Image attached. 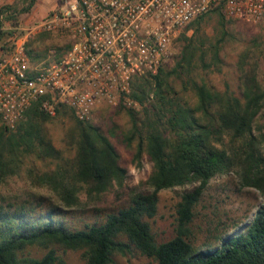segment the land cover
<instances>
[{
  "label": "trees",
  "instance_id": "1",
  "mask_svg": "<svg viewBox=\"0 0 264 264\" xmlns=\"http://www.w3.org/2000/svg\"><path fill=\"white\" fill-rule=\"evenodd\" d=\"M34 2L30 0L25 11ZM210 12L221 19L217 38L194 44L192 36L181 34L187 43L173 69L161 66L155 74L135 75L129 97L137 107L119 106L130 119L124 135L126 146L136 142L135 159L145 152L153 164L148 178L151 191L132 192L126 207L107 214L101 223L82 228L54 221L51 215L33 218L0 212V264H58L54 248L41 257L26 253L30 247L51 244L81 250L85 264H111L115 253L125 255L134 249L157 264H264V203L244 230L220 238L219 245L195 249L185 237L195 205L216 176L236 174L241 186L257 189L264 201V75L257 71V59L264 60V50L256 39L241 50L239 96L227 83L218 90L202 77L195 78L197 61L206 71L221 63L220 43L230 35L225 23L228 18L220 8ZM207 13L188 25L198 29ZM27 53L33 61L45 57L38 50L27 49ZM171 75L190 89L193 104L177 95L169 82ZM68 113L76 120L78 137L73 157L63 156L52 145L42 125ZM29 155L51 159L53 168L33 173L35 185L54 194L64 207L78 206L83 194L89 200L99 197L115 183L121 185L127 175L115 146L91 120L77 119L64 106L50 116L39 100L30 104L14 129H0V182L16 174ZM193 182L198 185L181 193L176 203V234L156 241L147 218L157 212L159 192ZM17 209V213L23 212V208Z\"/></svg>",
  "mask_w": 264,
  "mask_h": 264
},
{
  "label": "rangeland",
  "instance_id": "2",
  "mask_svg": "<svg viewBox=\"0 0 264 264\" xmlns=\"http://www.w3.org/2000/svg\"><path fill=\"white\" fill-rule=\"evenodd\" d=\"M29 1L0 0V30L4 32L0 34V56L10 51L14 41L20 38H26L27 49L38 50L44 53L41 54L43 57L59 55L68 48L70 37L67 32L58 30L43 35L42 32L30 31V28L35 22L45 18L52 9L64 8L72 0H35L29 10L25 11ZM220 22V16L216 12H210L203 16L198 29L191 24L186 26L172 41L168 58L160 67L170 71L181 57L183 46L187 43L181 34L187 37L192 36L194 44H198L199 40H204L206 43L212 42L218 36L216 30ZM225 23L228 25L230 35L220 43L221 63L206 71L201 69L197 61L195 78L202 77L206 83L218 90H223L227 83L239 96L241 91L237 68L238 56L241 50L252 44L255 39L264 50V34L259 28L239 20L228 19ZM40 35L43 36L41 40H39ZM257 65L259 76H263L262 57L257 59ZM169 82L174 86L177 95L193 104L192 92L182 87L179 78L171 75ZM90 120L101 129L118 151L119 163L127 170L122 184L115 183L106 192L92 200L87 199L83 194L78 206L64 207L54 194L42 186L35 185L33 173L53 168L51 159H39L29 155L16 174L9 175L0 182V212H8L13 216L31 215L33 218L51 215L54 221L62 222L71 228H82L85 224L101 223L107 214L126 207L130 203L132 192L151 191L148 178L153 170L152 162L145 152L139 159H135L136 142H132L131 147H127L124 141V135L130 128L126 109L100 105ZM75 122L74 117L68 113L50 118L42 124L52 145L65 157H73L76 152L78 137ZM3 127L7 129L0 121V129ZM197 185L198 182H193L159 192L157 212L154 217L147 218L156 241H165L176 234V203L181 193ZM263 203L260 192L253 187L241 186L236 174L216 176L206 185L195 205L193 218L186 226L185 237L195 249L219 245L220 238L235 235L244 230ZM17 208H23V212L17 213ZM50 248L55 249L60 260L58 264H85L81 250L67 249L59 244H51L46 248L33 246L28 248L26 253L41 257ZM111 264L157 263L153 258L134 249L125 255L115 253Z\"/></svg>",
  "mask_w": 264,
  "mask_h": 264
},
{
  "label": "built area",
  "instance_id": "3",
  "mask_svg": "<svg viewBox=\"0 0 264 264\" xmlns=\"http://www.w3.org/2000/svg\"><path fill=\"white\" fill-rule=\"evenodd\" d=\"M217 8L264 34V0H72L52 9L30 31L63 30L69 46L33 61L20 38L0 56V121L14 129L36 100L50 116L64 106L84 121L100 105L137 107L134 76L155 74L178 33Z\"/></svg>",
  "mask_w": 264,
  "mask_h": 264
}]
</instances>
